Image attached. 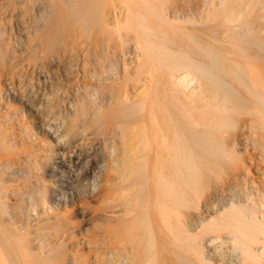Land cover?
<instances>
[{"label": "bare ground", "instance_id": "6f19581e", "mask_svg": "<svg viewBox=\"0 0 264 264\" xmlns=\"http://www.w3.org/2000/svg\"><path fill=\"white\" fill-rule=\"evenodd\" d=\"M0 264H264V0H0Z\"/></svg>", "mask_w": 264, "mask_h": 264}, {"label": "rangeland", "instance_id": "374dc122", "mask_svg": "<svg viewBox=\"0 0 264 264\" xmlns=\"http://www.w3.org/2000/svg\"><path fill=\"white\" fill-rule=\"evenodd\" d=\"M37 4V5H36ZM36 5V6H35ZM35 5L33 6V5H31V8H32V10L30 11L31 13H29L28 15H27V17H28V19L27 18H25L24 16H22V17H14V20H12L13 18H11V17H7V21L6 22H8L6 25H10L11 26V23H12V26H11V29L7 26V28L9 29V31H10V35H9V37H10V43H11V45H12V47L14 48V49H17L18 48V51H20L21 49H22V47H23V45L24 44H22V43H25V38L27 39V34H26V26H28V21H29V19H31V18H33V17H35V15H39L40 14V12L39 11H37L38 9H39V3H35ZM36 7H38V8H36ZM37 10H36V9ZM36 10V11H35ZM35 12V13H34ZM38 12V13H37ZM31 16H33V17H31ZM23 20H22V19ZM36 18V17H35ZM9 19V20H8ZM11 19V20H10ZM18 19V20H17ZM25 20H28V21H25ZM10 21V22H9ZM21 21H25L24 22V24H23V22H21ZM18 22V23H17ZM15 24V25H14ZM26 25V26H23V25ZM16 26V27H15ZM18 27V28H17ZM14 28V29H13ZM16 28V29H15ZM24 31V32H21L22 30ZM25 29V30H24ZM16 30H17V32H16ZM8 31V32H9ZM18 31H20V32H18ZM25 34H26V36H25ZM12 37V38H11ZM15 39H14V38ZM15 40V41H14ZM16 40H18V41H16ZM19 43H20V45H19ZM18 45V46H17ZM17 46V47H16ZM55 57H50V58H47V69H46V74H47V76H46V78L47 79H53V78H56V77H58L57 75H59V77L57 78L58 80H67V78L68 77H70V76H72V75H70L71 73H69L68 72V70H64V68L63 67H60L61 65H59V63L56 61V58L54 59ZM51 60V61H50ZM62 68H63V70H62ZM65 71V72H64ZM63 72H64V74H63ZM67 72V73H66ZM65 73L67 74V75H65ZM68 75H70V76H68ZM33 78H32V83H34V84H32L31 83V85H33L32 86V93H34V94H37L36 96H31L30 97V101L31 102H27L28 103V106H29V108H28V106L26 105V104H23L22 106H21V109L22 110H26V114H27V116H31V118L29 117V119L30 120H32V125H34V128L36 129V131L38 132V133H42L41 131H43L42 130V127H41V124H42V120H43V117H44V113H43V111H44V109H42V107H43V99H42V97L40 96V97H37L38 96V92L40 91V88L39 87H41V83H42V81L41 80H43V78H39L38 79V77H37V75H35V77H34V75L32 76ZM37 77V78H36ZM49 77V78H48ZM45 78V79H46ZM34 80V81H33ZM35 88V90H33L34 88ZM39 89V90H38ZM36 91V92H35ZM40 98L42 99V100H40ZM35 99V100H34ZM36 101H38V102H36ZM40 101H43V102H40ZM33 103H35V104H33ZM36 105H38V106H36ZM34 107V110H36L35 111V113H33L34 112V110H32V109H30V108H33ZM40 106V107H39ZM37 107V108H36ZM39 107V108H38ZM42 110H41V109ZM30 109V110H29ZM38 109V110H37ZM40 109V110H39ZM27 110H29L30 112L29 113H27ZM40 111V112H39ZM42 112V113H41ZM37 114H39V117H38V115ZM34 120V121H33ZM40 122H41V124H40ZM38 124V125H37ZM39 124H40V127H39ZM36 126H37V128H36ZM49 184L52 186V187H54V178H49Z\"/></svg>", "mask_w": 264, "mask_h": 264}]
</instances>
